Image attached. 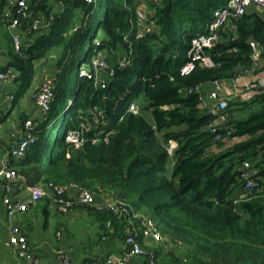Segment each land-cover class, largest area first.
Masks as SVG:
<instances>
[{"label": "trees", "instance_id": "trees-1", "mask_svg": "<svg viewBox=\"0 0 264 264\" xmlns=\"http://www.w3.org/2000/svg\"><path fill=\"white\" fill-rule=\"evenodd\" d=\"M54 1L28 0L35 12L47 18L54 14V18L47 29L24 33L20 51L2 20L6 0L0 2V27L6 28L8 37L3 51L6 62L0 68L18 72L12 86L14 104L27 94L32 96L42 82L41 71L49 68L56 77L51 109L34 117L36 142L11 164L30 183L76 182L96 193L106 190L127 198L155 219L168 241L164 257L155 250L158 264H168L169 257L177 264H264V157H259L264 149V86L249 100H229V137L247 138L218 151L212 146L223 147L224 140L215 141L207 129L216 114L201 106V93L188 91L213 80L230 82L252 63L251 40L261 45L264 60V12L248 9L229 21L209 49L214 65H198L183 74L192 38L205 32L215 10L229 0H101L100 6L97 0ZM139 7L150 13L155 26L135 40L133 64L118 69L105 88H96L93 78L78 71L71 95L73 68L82 57L89 62L98 47L111 63H117V50L127 45L123 32L130 29ZM142 97L150 114L142 108L139 114L128 112L129 103H139ZM98 108L105 110L108 125L94 127L83 147H73L66 140L68 131L78 126L81 116ZM234 108L246 109L247 116L232 118ZM6 112L0 114V124ZM28 117L21 116L20 127ZM102 128L113 129L109 142L100 133ZM172 138L178 146L170 155L167 145ZM245 160L251 161L259 184L247 199L236 202L244 183L239 168ZM46 201L43 211L48 216L49 198ZM76 209L92 215L101 236L108 232L106 222L115 220V215L89 205ZM180 249L186 250L184 256L173 257L179 256ZM91 261L88 255L80 264Z\"/></svg>", "mask_w": 264, "mask_h": 264}, {"label": "built area", "instance_id": "built-area-1", "mask_svg": "<svg viewBox=\"0 0 264 264\" xmlns=\"http://www.w3.org/2000/svg\"><path fill=\"white\" fill-rule=\"evenodd\" d=\"M91 1V0H89ZM254 6L258 11L264 12V0H229L224 7L215 10L213 20L208 24L205 32L198 34L191 40L189 60L182 67L181 72L188 74L196 66L211 67L214 61L209 54L212 48L220 39L221 29L234 19L241 17L249 7ZM54 14L46 17L43 13L35 12L29 5L28 0H6L2 10V20L11 33L15 49L20 51L23 46V34L40 32L50 26ZM155 23L150 18V13L143 8H137L135 16L131 18V27L123 32L127 45L122 50H117V63L113 64L107 58L105 52L98 47L89 62L83 58V65H79L80 76L94 79L96 88H105L110 77L114 76L118 69L131 66L137 56L135 40L144 38L154 29ZM100 45V40H96ZM253 48L252 63L241 68L230 79L232 88L226 87L224 80H213L212 87L204 90L201 84L188 88V91L201 93V106L210 113L216 114V118L207 124L208 131L213 135L215 141L229 138L232 128L226 123L229 119V100L237 98L245 101V97L238 90L249 93H256L264 86V75L259 73L264 65L262 48L258 41L251 40ZM2 64L0 63V66ZM251 73L255 79L243 81L244 75ZM18 76L15 68H0V114L13 109L15 94L12 90H5L7 84H13ZM56 77L47 73L41 84L32 92V97L38 106L40 114H46L51 109L55 97ZM5 90V91H4ZM72 102V99H70ZM128 112L139 114L141 106L138 102L129 103ZM103 123L107 126L109 119L105 116V110L98 108L91 115H83L78 126L68 131L66 140L75 148H81L87 141L86 134L94 127ZM22 136L14 140L6 150L9 159L22 158L28 152L29 147L37 140V126L35 119L30 116L24 122L21 129ZM113 129L102 128L106 142H109ZM94 141L98 140L93 138ZM178 143L170 139L167 150L172 155ZM264 157V149L259 154ZM240 173L244 183L238 193L236 202L247 199L258 186L255 179V170L250 160H245L240 166ZM0 189L1 200L8 217L13 218L19 213L27 211L38 203L40 199L49 198L50 206L60 213L68 214L74 211L79 205H89L101 212H108L115 215V220L109 219L106 222L108 232L103 233L101 238L95 242V249L100 250L102 241L111 240L115 242L120 251L106 254L103 257L91 255L90 264H158L153 245L156 241H167L161 233L155 219L145 212L135 208L127 198L115 196L109 191L103 190L96 193L87 186L76 182L62 184L54 180L40 183H30L26 174L15 168L10 160L3 159L0 163ZM115 222L117 225L115 226ZM61 235V232H58ZM5 245L14 250L17 260L13 264H42L39 256L35 255L30 244L29 237L23 228L14 224L9 230ZM168 245V241H167ZM58 260L63 264H71V251L64 249L61 245L58 248Z\"/></svg>", "mask_w": 264, "mask_h": 264}, {"label": "crops", "instance_id": "crops-1", "mask_svg": "<svg viewBox=\"0 0 264 264\" xmlns=\"http://www.w3.org/2000/svg\"><path fill=\"white\" fill-rule=\"evenodd\" d=\"M1 2V0H0ZM49 3L53 4L56 3L54 0H49ZM249 9H256V7L251 6L249 7ZM229 26V24L227 25V27ZM226 27V29H227ZM7 30L4 27H0V63L3 64L6 62V55L3 52L5 49H7L8 47V37H7ZM260 76L264 75V69L259 73ZM44 76L41 78V80H43ZM255 79V75L248 73L246 75H244L243 77V81H250ZM225 86L227 87H231L232 88V84L227 81L224 80L223 81ZM12 86L13 84H7L5 87V90H12ZM206 89L212 87V84H205ZM4 90V91H5ZM236 92H240L242 93L245 97H253L254 93H249V92H243V91H236ZM39 112L38 106L35 103V100L33 99L32 96H30V94L25 95L24 97L20 98L13 106V109L10 111H7L5 114H7L6 118H5V122L0 124V163L3 159H8L10 160V162L13 163V160L15 159H9V157L6 154V150L8 149L9 145L16 139L19 138V136H22L21 133V123L22 120L20 119L21 116H23L24 114H27L28 116H32L33 118L36 116V114ZM247 113L244 111V109L241 108H234L232 111V118L234 117H244ZM247 136H243V137H235L232 138L234 140H232V142L229 144L226 142L225 140V144L223 145V147L217 149H223L226 148L228 146H231L233 143H235L238 140L241 139H246ZM228 139V138H227ZM1 194L2 191L0 189V264H13L16 260H17V255L15 254L14 250L7 247L5 245V241L8 238L9 235V230L11 228L12 225L14 224H18L20 225L23 230L27 233L29 240H30V244L33 247V251L35 253V255L39 256L42 260V264H52V263H46L42 253L44 252L45 254H49L50 251H53L56 253L55 257H58V245H62L64 247V249H72V246L70 244L67 243L66 240L63 241H59L57 247L55 248L52 244L51 241L49 239H45L42 235H39L38 237H35L33 232L35 230V227L33 226V221L31 220L32 215V211L34 210V208L38 205V203L36 205H34L33 207H30L27 211L22 212L17 214L16 216H14L13 218H10L7 216L6 214V210L5 207L2 203L1 200ZM54 210L57 211L56 209L52 208L50 206L49 211L50 210ZM86 212V210H80V209H75L74 211L68 213L69 214H78V212ZM58 212V211H57ZM50 213V212H49ZM49 215V214H48ZM74 216V215H73ZM73 216L70 217V220H72ZM91 224L93 226H99L98 223L95 222L94 218H91ZM58 232H61V235L59 238H61L62 236V231L59 230ZM101 238V235L98 236V238L96 239L99 240ZM94 244V243H93ZM59 246V247H60ZM158 248H155V250H157ZM121 247H119L115 242L111 241V240H104L102 241V247L100 250H96L94 248V251L91 253V255L95 256V257H103L108 253L111 252H115V251H120ZM54 254V253H53ZM72 256V255H71ZM82 257L80 259V263H82V260L84 259V254L82 253ZM86 257V256H85ZM133 264V263H130Z\"/></svg>", "mask_w": 264, "mask_h": 264}, {"label": "rangeland", "instance_id": "rangeland-1", "mask_svg": "<svg viewBox=\"0 0 264 264\" xmlns=\"http://www.w3.org/2000/svg\"><path fill=\"white\" fill-rule=\"evenodd\" d=\"M98 1V6H100L101 0ZM96 28V25L93 26V29L91 31L94 33ZM6 51V49L4 50ZM83 60V57L81 58ZM84 64L83 61H78L76 65L73 68V78L69 82V93H74L76 88H75V81L79 69V65ZM50 69L47 68L46 71H41L40 74L45 75L46 73H49ZM40 77V76H39ZM204 90H207L205 87V84L202 85ZM211 88V87H210ZM209 89V88H208ZM74 97V94H73ZM139 104L142 108V111L148 116L150 114L149 110L146 108L148 102L145 98H140L139 99ZM247 114L248 111L245 109L244 110ZM40 112L36 114L35 117H38ZM247 114L244 116L246 117ZM62 114L59 116V122L62 119ZM232 138L226 139L227 143L232 142ZM225 142V141H224ZM225 144V143H224ZM221 147L217 145H213L212 149L217 151ZM47 201L45 199H40L38 205L34 208L32 211V217L31 220L33 221V226L35 227V230L33 232L35 237H38L39 235H42L45 239H49L51 241V244L56 248L59 241L66 240L68 244L72 246V249H67L71 251V255L73 257V263L74 264H79L80 259L82 257V253L85 256L91 255V253L94 251L95 248V242L98 236L100 235V229L98 226H93L91 224V218L92 215H90L87 211L86 212H78V214H62L60 212L50 210V213L48 216L45 215L44 213V208L47 206ZM74 215V216H73ZM73 216L72 220H70V217ZM62 231V236L58 235V231ZM94 243V244H93ZM60 245H58L59 248ZM154 248H158V251H161L160 255L164 257V252H169V249H165V244L163 241H156L155 244L153 245ZM185 250V249H184ZM184 252L182 249L178 252L179 256L171 255L175 258H181L184 256ZM54 253V254H53ZM42 256L45 260L46 263H52V264H62L61 260H58L56 256V253L53 251H50L49 254H45L44 252L42 253ZM168 264H177V261L175 262L172 257H169ZM184 264V263H180Z\"/></svg>", "mask_w": 264, "mask_h": 264}, {"label": "water", "instance_id": "water-1", "mask_svg": "<svg viewBox=\"0 0 264 264\" xmlns=\"http://www.w3.org/2000/svg\"><path fill=\"white\" fill-rule=\"evenodd\" d=\"M165 244H167V241H164Z\"/></svg>", "mask_w": 264, "mask_h": 264}, {"label": "clouds", "instance_id": "clouds-1", "mask_svg": "<svg viewBox=\"0 0 264 264\" xmlns=\"http://www.w3.org/2000/svg\"><path fill=\"white\" fill-rule=\"evenodd\" d=\"M229 138H230V137H229ZM234 138H235V137H234ZM225 140H226V139H225ZM225 140H224V141H225ZM217 151H218V150H217Z\"/></svg>", "mask_w": 264, "mask_h": 264}]
</instances>
